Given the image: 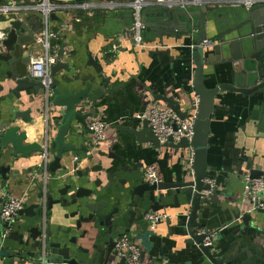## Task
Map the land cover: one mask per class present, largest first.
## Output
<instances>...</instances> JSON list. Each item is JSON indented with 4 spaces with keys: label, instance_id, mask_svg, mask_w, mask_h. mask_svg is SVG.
Listing matches in <instances>:
<instances>
[{
    "label": "water",
    "instance_id": "obj_1",
    "mask_svg": "<svg viewBox=\"0 0 264 264\" xmlns=\"http://www.w3.org/2000/svg\"><path fill=\"white\" fill-rule=\"evenodd\" d=\"M24 2L29 4L30 0ZM228 10L233 12L236 20L229 15L227 17L229 22L223 23L221 16H226ZM130 15L129 27L132 29L135 22L133 11H130ZM51 18L57 19L54 13ZM142 22L146 28H150L149 31L153 30L158 35L162 47L166 46L163 37L172 35L176 36V41H180L183 35L188 36L195 45L189 60H184L190 63L189 70L187 68L189 76L184 81L186 86L178 90L173 89L175 95L172 96L153 93L155 103H165L181 119L190 118L195 113V134L191 142L184 138L175 143L173 138H170L168 142L161 144L147 119L136 121L130 126H120V129L135 137L138 143L151 144L154 149L193 148L194 174L183 173L180 179L171 183L151 184L145 179L139 180L137 165L123 163L126 161L125 156H110L118 163L87 166L85 169H78L76 164L73 167L75 175L67 176L62 188L54 189L48 178L45 187L40 190L38 202L24 207L18 213L15 224L23 216L29 219L28 223L20 222L18 227L15 225L13 231L5 235L8 224L0 218V264L6 261L17 264H130L128 256L121 255L116 250L118 241L116 238L122 233L120 228L126 224L130 227L125 228V233L140 231L139 238L142 239L144 247L141 258L144 259L154 246V243L149 241V237L155 235L154 230H144L142 227L144 216L148 212L147 207L149 211L179 210L180 215L187 221L186 228L190 242L195 243L201 250L203 259L209 264H235L244 255L248 260L242 264H253V250L257 253L262 250L264 253V246L258 241L264 238V231L256 223V214H249L241 208L234 212L238 225L232 228L234 239L231 242L229 239L225 240L228 244L227 249L219 248L217 241L214 246H204L206 234H200V230L205 228L199 221L204 218L200 211L204 210L206 202H221L220 196L226 193L204 181L207 178V171L211 169L207 164V154L218 96L224 95L226 91L245 97H258L264 94V4L256 5L251 9L244 6L229 9L222 6H207L203 9L200 6L169 8L158 5L143 10ZM210 23H214L215 26L214 31H211L212 35L208 33ZM5 32L6 38L0 41V75H4L6 81L0 84V189L2 191H6L13 172L12 166L19 156L46 152L49 161L51 152L49 136L45 148L38 143L26 144L27 132L20 126L13 125L15 115L20 116L24 122L31 123L29 112L11 113L8 121L1 122L2 112L12 107L11 101L14 98L21 100L23 93L29 91L38 95L45 93L43 83L34 79L29 69L33 54L32 46L36 44L35 33L25 22L16 17L9 19ZM206 40L213 44L212 47H202V43ZM65 47L66 44L62 43L58 61L51 69V94L46 100L48 105L64 109V118L58 126L54 139L57 147L56 156L53 161L45 164L46 172L54 176L66 170L61 161L65 154L75 149L74 146L65 143L73 122L77 121L81 126L89 129L87 119L92 118L94 113L88 109L97 105L104 97H113L119 90L109 87L111 79L105 77L99 59L90 54L88 65L100 75L104 90L92 95L89 85L85 91L79 93L62 91L56 76L63 69L67 71L70 69L69 64L63 61ZM166 52L173 60L171 49H167ZM181 56L183 58L185 55ZM218 65L225 68L216 76L219 79H226V82L209 88L206 82L214 77L206 76L205 69L209 67L215 73V67ZM236 162L241 163L238 170L240 175H243L245 170L252 179L264 178V171L257 169L254 161L246 154ZM94 174H97L98 178H94ZM104 175L107 178V185H103ZM111 183L116 190L114 193H109ZM99 190L105 192L103 194L105 200L118 195L112 209H109V205L104 202L99 204L93 202L95 197L102 196ZM204 191H211V194L204 196ZM168 198H172L173 203H166ZM139 209H143L140 214L137 212ZM257 214H264V210L258 211ZM60 215L64 220H68V223L54 231L52 218ZM85 225L88 229H84ZM134 225L136 228H133ZM74 230L82 231V234L70 236ZM91 232L96 234L87 239L88 243L81 242L86 240ZM228 252L231 254L226 257ZM260 263L261 260L256 256V264Z\"/></svg>",
    "mask_w": 264,
    "mask_h": 264
},
{
    "label": "crops",
    "instance_id": "obj_2",
    "mask_svg": "<svg viewBox=\"0 0 264 264\" xmlns=\"http://www.w3.org/2000/svg\"><path fill=\"white\" fill-rule=\"evenodd\" d=\"M43 1L30 0L29 4H38ZM52 1L61 7L54 13L57 19L51 18L50 30L58 36L51 41L50 54L58 58L61 45L65 43L63 61L67 62L70 68L69 71L63 69L56 76L61 90L79 93L85 91L89 85H91L90 94L92 95H95L99 90H104L100 75L92 66L88 65L90 54L99 59L105 77L111 79L109 87L119 90L113 97H104L97 105L88 109L94 113L92 118L87 119L88 126L93 118H100L108 124L105 130L106 140L98 147H94L90 129H86L74 121L65 143L74 146L75 149L65 154L61 164L66 167V170L60 171L56 176L46 172L45 162L43 163L41 159L43 153L19 156L12 166L13 172L7 183L6 191L0 189V210H2L3 202L8 194L23 198L24 207H29L38 202L40 190L45 187L48 178L54 189L62 188L66 183V177L75 175L74 165L77 164L78 169H85L87 166L95 167L118 163L116 159H112L110 156H125L124 164L137 165V176L141 181L145 179L144 171L149 166H153L161 182L166 183L180 179L183 173L191 174L188 166L192 154L191 148L154 149L151 144L138 143L135 137L120 129V126L126 127L133 125L136 121L144 120L139 119L138 116H142L155 103L154 92L172 96L175 95L173 89L178 90L180 87L186 86L184 81L189 76L187 68L189 70L190 63L184 60H189L191 51H193L190 47L191 38L183 35L180 41H176L174 35L164 36L163 41L166 46L162 47L158 35L153 30L149 31L150 28H145L143 40L147 45L136 47L133 43L132 29L129 27L131 25L130 11L133 9L126 4L132 0ZM106 1H114L116 3L114 9L107 10L100 6L91 10L71 8L72 5L94 2L102 4ZM6 2L7 0H0V5H4ZM207 6H222L227 9L240 8L237 4L209 3ZM202 8L205 9V6ZM33 15L26 14L25 23L35 33V36L39 37L43 34L44 28L35 29L33 27L29 22V17ZM229 15H232L233 20H236L233 12L228 10L226 16H221L223 23L229 22L227 18ZM15 17V15L0 16V30H6L9 19ZM74 17H77L79 21H75ZM214 27V23H210L209 35H212L211 31H214ZM114 46H119L118 51H113ZM32 49V56H40L44 53L41 44L36 43ZM167 49H171L173 60L167 54ZM181 55L185 56L182 58ZM224 68V66H216L215 73L209 67L205 69L206 76L212 75L214 77L206 82L209 88L226 82V79H219L216 76L219 72L224 71ZM4 83H6L5 76L0 75V84ZM27 95L31 96L28 97ZM11 102L12 107L2 112L1 122L8 121L11 113L29 112V116L32 118L31 123L24 122L20 116L15 115L13 125L20 126L22 130L27 132L26 144L38 143L44 147L49 136L51 152L48 162L53 161L57 152L54 139L58 126L63 121L64 109L50 105L49 110H47L44 94H32V91L23 93L21 100L14 98ZM260 102L262 104H259ZM159 105L167 107L163 102ZM215 107L216 112L211 123L210 147L207 154V164L211 169L207 171V179L214 180L215 187H218L222 193L224 191L226 193L220 196L221 202H206L204 210L200 211L204 218L199 221L202 222L205 230L218 232L217 246L227 249L228 244L225 240L229 239L231 242L234 239L232 228L238 225L234 218V212L240 208L247 210L249 207V204L242 202L243 179L249 173L244 170V174L240 175L238 170L241 163L236 162V160L246 154L250 160L254 161L257 169L264 171V94L258 97H245L235 92L226 91L224 95L218 96ZM58 112L60 117H56ZM93 177L98 178L97 174H94ZM103 180V185H107L105 175ZM99 192L102 196L95 197L93 202L95 204L104 202L109 205V209H112L118 195L105 200L103 197L105 192L102 190ZM110 192H116L112 183L110 184ZM166 203H173V199H166ZM146 210L149 211V207ZM162 211L172 215L171 222L160 223L154 230L155 235L149 237V241H152L154 246L144 259L141 258L142 263L209 264L206 259H203L202 252L195 243L190 242L186 228L187 221L185 217H179V210L167 209ZM137 212L140 214L143 209H139ZM20 222L26 224L29 219L25 216L19 218L15 224L16 227ZM67 223L68 220H64L62 215L60 217L54 216L52 229L56 231L59 226ZM256 223L264 231V214L256 213ZM135 226L133 228H136ZM86 227L85 225L84 229H88ZM129 227V224L121 227L120 232L122 233L116 239L119 240L124 234H128L142 246L144 251L143 241L139 238L140 231L125 233V228ZM142 227L144 230H152L145 220L142 222ZM80 234L82 231L74 230L70 236H79ZM95 234L89 233L86 240H81V242L87 244V239ZM258 241L264 246V238ZM253 252V264H256V256L261 260L260 264H264L262 250L258 253L255 250ZM230 254L231 252H228L226 257ZM233 254L236 255L237 253L233 252ZM247 260L248 258L244 255L235 264H242ZM2 264L17 263L6 261Z\"/></svg>",
    "mask_w": 264,
    "mask_h": 264
},
{
    "label": "built area",
    "instance_id": "obj_3",
    "mask_svg": "<svg viewBox=\"0 0 264 264\" xmlns=\"http://www.w3.org/2000/svg\"><path fill=\"white\" fill-rule=\"evenodd\" d=\"M209 3L215 4H237L238 6H244L247 9L264 4V0H132L127 4L128 7L133 9V14L135 17L134 26L132 28L133 43L136 47H145L143 40V32L145 30V25L142 22V12L147 7H153L158 5H164L169 8L176 6L187 7V6H200L206 7ZM116 3L114 1H106L102 4L85 3L81 5H72V9H84L91 10L98 6L104 7L107 10L114 9ZM61 6L54 3L52 0H44L38 4H26L23 0H7L4 5H0V16H13L15 15L22 22H26V14H38L41 16L44 30L43 34L36 37V43L41 44L44 49V53L40 56H31L29 69L31 75L34 79L41 81L44 85V97L47 100L50 97L51 91V69L57 63V56L50 54L51 41L57 38V34L50 30L51 25V15L56 13ZM22 15V16H20ZM75 21H79L77 17H74ZM6 38L5 30H0V41ZM212 43L208 40L202 43V47L210 48ZM191 49H195V45H190ZM119 46H114L113 51H118ZM197 99V103H198ZM47 103V101H46ZM51 105V104H50ZM47 103L46 109L49 110ZM56 117H60V113ZM139 119H147L149 121V126L158 137L161 144L169 141L173 138L175 143H178L181 139H187L189 142L194 138V124L196 115L193 114L192 117L187 119H181L179 116L169 107H161L159 104L154 103L150 109H148L142 116H138ZM108 124L100 119L93 118L89 125L90 132L93 135V145L98 147L105 140V130ZM45 148V147H43ZM191 148V147H190ZM192 154L188 161L189 170L194 174L193 165L195 161V150L191 148ZM44 167L46 168V162H48L47 154L44 152L41 156ZM144 178L151 184L161 182L157 171L153 166H149L144 171ZM206 184L215 187L214 180L205 179ZM211 191H204L203 195L208 196ZM242 202L249 204L246 210L249 214H256L258 211L264 210V178L252 179L249 175L245 176L243 179V192H242ZM24 199L17 198L13 195H6L3 202V207L0 213V218L6 224H8L5 235L11 233L15 226V221L17 219L18 213L24 208ZM182 215H179V217ZM172 215L163 211H148L144 220L147 221L152 230H155L157 226L162 222L170 221ZM200 234H206V238L203 241L204 246L211 247L214 246L217 241L218 232L207 231L205 229L200 230ZM116 250L120 252L121 255L128 256V262L130 264H143L142 263V246L135 242L133 238L124 234L117 241Z\"/></svg>",
    "mask_w": 264,
    "mask_h": 264
},
{
    "label": "trees",
    "instance_id": "obj_4",
    "mask_svg": "<svg viewBox=\"0 0 264 264\" xmlns=\"http://www.w3.org/2000/svg\"><path fill=\"white\" fill-rule=\"evenodd\" d=\"M29 22L33 25V27L35 29L44 28V24H43L42 18L38 14L29 17Z\"/></svg>",
    "mask_w": 264,
    "mask_h": 264
}]
</instances>
